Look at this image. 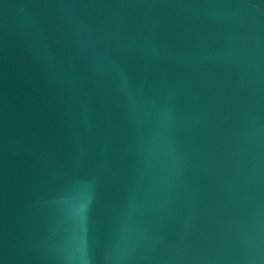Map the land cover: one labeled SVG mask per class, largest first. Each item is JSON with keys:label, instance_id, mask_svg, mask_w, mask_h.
Segmentation results:
<instances>
[{"label": "water", "instance_id": "obj_1", "mask_svg": "<svg viewBox=\"0 0 264 264\" xmlns=\"http://www.w3.org/2000/svg\"><path fill=\"white\" fill-rule=\"evenodd\" d=\"M0 264H264V0H0Z\"/></svg>", "mask_w": 264, "mask_h": 264}]
</instances>
